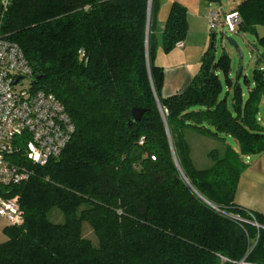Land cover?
<instances>
[{
    "label": "trees",
    "instance_id": "trees-1",
    "mask_svg": "<svg viewBox=\"0 0 264 264\" xmlns=\"http://www.w3.org/2000/svg\"><path fill=\"white\" fill-rule=\"evenodd\" d=\"M157 9L158 0L149 8L147 0L0 6V33L20 48L30 87L52 93L74 127L45 164L16 160L30 171L7 187L23 221L3 229L0 264H264V215L234 203L247 160L264 153V71L257 66L243 89L228 76L229 55L216 56L211 42L189 83L162 96ZM232 10L241 18L236 32L264 25V0ZM187 30L185 7L172 2L163 51ZM132 108L143 109L139 120ZM186 129L223 143L208 152V167L194 166ZM52 209L61 222L48 218ZM84 224L96 244L83 236Z\"/></svg>",
    "mask_w": 264,
    "mask_h": 264
},
{
    "label": "built area",
    "instance_id": "built-area-1",
    "mask_svg": "<svg viewBox=\"0 0 264 264\" xmlns=\"http://www.w3.org/2000/svg\"><path fill=\"white\" fill-rule=\"evenodd\" d=\"M7 3L1 0V9ZM147 3L150 5L151 0ZM240 22L236 10L225 11L218 2L207 15L208 31L213 33H236ZM258 60L259 70L264 71V56ZM24 77H31V71L20 48L0 33V215L8 225L20 224L23 218L17 195H9L7 187L30 175L16 160L22 156L26 161L45 164L61 152L74 129L55 96L31 88L30 83L22 85ZM250 223L259 227L254 220Z\"/></svg>",
    "mask_w": 264,
    "mask_h": 264
},
{
    "label": "crops",
    "instance_id": "crops-1",
    "mask_svg": "<svg viewBox=\"0 0 264 264\" xmlns=\"http://www.w3.org/2000/svg\"><path fill=\"white\" fill-rule=\"evenodd\" d=\"M241 1L228 0L224 4L223 0L220 2L217 0H158L154 34L155 63L163 68L162 96H170L181 91L197 71L202 52L208 42V36L211 35L207 28L209 10L215 7L218 2L224 6L225 11H230ZM172 2H178L185 7L188 30L182 46H175L165 53L162 49V26ZM255 29V37H264V25H257ZM261 53L258 52V56ZM234 203L264 215V153L247 160V166L238 179ZM6 226V220L0 215V243L6 240L3 233Z\"/></svg>",
    "mask_w": 264,
    "mask_h": 264
},
{
    "label": "rangeland",
    "instance_id": "rangeland-1",
    "mask_svg": "<svg viewBox=\"0 0 264 264\" xmlns=\"http://www.w3.org/2000/svg\"><path fill=\"white\" fill-rule=\"evenodd\" d=\"M227 2L228 0H223L224 4ZM226 37L233 38L237 42V47L229 45L225 40ZM210 38L211 35L208 36L206 47L212 42L213 50L216 56H218L222 51H225L229 55L230 67L228 76L232 80L237 76L241 86L245 89L244 79L248 78L251 80L253 70L258 66V52L260 53L264 50L259 44L258 38L255 37V34L249 32L223 34L219 31L213 34L212 40ZM237 49H239V51H237ZM240 68L241 71L239 72ZM219 75L223 86L226 89L225 77L221 72ZM29 83L30 77H24L21 80V84L24 86H27ZM184 137L190 146V156L192 157L196 168H206L211 165L212 160L209 158L208 152L212 149L220 151L223 146L221 141L213 137L202 135L192 129H186L184 131ZM226 142L232 146H236L235 141L231 137H228ZM48 218L54 222L62 221V216L57 209L49 211ZM82 234L84 237L90 239L93 244H96V238L87 224L83 225Z\"/></svg>",
    "mask_w": 264,
    "mask_h": 264
},
{
    "label": "water",
    "instance_id": "water-1",
    "mask_svg": "<svg viewBox=\"0 0 264 264\" xmlns=\"http://www.w3.org/2000/svg\"><path fill=\"white\" fill-rule=\"evenodd\" d=\"M0 5H1V0H0ZM149 8V5H148ZM225 40L227 41V43L233 47H237V42L231 38V37H226ZM237 51H239V49H237ZM241 71V68L239 69V72ZM132 116L134 120H139L141 118V115L143 113V109L141 108H132L131 110Z\"/></svg>",
    "mask_w": 264,
    "mask_h": 264
}]
</instances>
